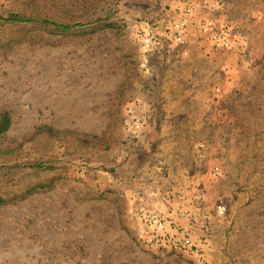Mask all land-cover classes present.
Wrapping results in <instances>:
<instances>
[{
    "label": "rangeland",
    "instance_id": "obj_1",
    "mask_svg": "<svg viewBox=\"0 0 264 264\" xmlns=\"http://www.w3.org/2000/svg\"><path fill=\"white\" fill-rule=\"evenodd\" d=\"M218 2L196 6L194 47L145 69L137 23L170 26L182 0H0L3 16L94 21L0 20V264H264V0ZM206 18L231 48L199 33Z\"/></svg>",
    "mask_w": 264,
    "mask_h": 264
},
{
    "label": "built area",
    "instance_id": "obj_2",
    "mask_svg": "<svg viewBox=\"0 0 264 264\" xmlns=\"http://www.w3.org/2000/svg\"><path fill=\"white\" fill-rule=\"evenodd\" d=\"M211 1V3H210ZM214 3H219L218 0H182V10L180 16L171 23L170 26L164 28L157 21L143 20L137 23L135 31V39L142 47L143 53V68L149 69L150 62L162 50L169 45L194 47L195 39L190 37L191 26L193 25L192 16L195 12L196 6L205 9H215ZM199 33L206 37L211 46L215 49H229L232 46V41L229 33L225 28H219L211 18L202 19L198 25ZM219 90V89H218ZM204 142L199 144V149L206 150ZM221 213H224L222 205L218 207ZM148 220L152 223L157 233V237L163 238L166 236L164 220L155 213L148 215Z\"/></svg>",
    "mask_w": 264,
    "mask_h": 264
},
{
    "label": "trees",
    "instance_id": "obj_3",
    "mask_svg": "<svg viewBox=\"0 0 264 264\" xmlns=\"http://www.w3.org/2000/svg\"><path fill=\"white\" fill-rule=\"evenodd\" d=\"M0 20L4 22L9 23H39L41 26L47 28L52 33L55 34H74L77 33L78 30L81 27L87 26L88 24H91L94 21L91 22H58L55 19L43 16V15H32V14H26L21 12H10L8 15L3 16L0 15ZM101 24L100 26H102ZM112 24H105L104 26L110 27ZM12 119H11V113L8 110L2 111L0 113V138L3 134H5L11 127ZM31 168H38V169H44L47 167H44L41 163H36L34 165L30 166ZM50 168V167H48ZM33 189H30L28 193H31ZM7 203V200L3 197H0V205H3Z\"/></svg>",
    "mask_w": 264,
    "mask_h": 264
},
{
    "label": "crops",
    "instance_id": "obj_4",
    "mask_svg": "<svg viewBox=\"0 0 264 264\" xmlns=\"http://www.w3.org/2000/svg\"><path fill=\"white\" fill-rule=\"evenodd\" d=\"M192 70H195V72L191 73L192 78H193V77H194V78H197V77H198V72H197L198 69H193V68H192ZM167 76H168V75H167ZM197 83H198V82H197ZM195 84H196V83H194V84L192 83V86H191L192 88H189V91H188V92H192V91L196 90V88L194 87ZM198 89H200V88H198ZM198 89H197V90H198ZM163 92H164V91H163ZM189 122H190L189 125H190L191 127H194L195 124L198 123L197 120H194L193 118L190 119Z\"/></svg>",
    "mask_w": 264,
    "mask_h": 264
}]
</instances>
